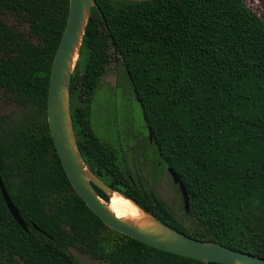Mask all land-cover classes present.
<instances>
[{
	"label": "trees",
	"instance_id": "trees-1",
	"mask_svg": "<svg viewBox=\"0 0 264 264\" xmlns=\"http://www.w3.org/2000/svg\"><path fill=\"white\" fill-rule=\"evenodd\" d=\"M95 2L70 83L84 162L174 230L264 259V20L244 0ZM68 9L69 0H0V99L8 102L0 180L26 226L0 192V264H78L72 250L99 264H203L109 229L67 179L47 124V92ZM113 61L159 161L189 196L186 222L92 128L94 95Z\"/></svg>",
	"mask_w": 264,
	"mask_h": 264
},
{
	"label": "water",
	"instance_id": "water-1",
	"mask_svg": "<svg viewBox=\"0 0 264 264\" xmlns=\"http://www.w3.org/2000/svg\"><path fill=\"white\" fill-rule=\"evenodd\" d=\"M93 8L98 9L95 0H69L67 20L53 58L47 92L48 128L61 166L75 193L106 227L147 246L198 260L203 264H264V259L259 256L216 242L195 240L165 225L133 200L102 182L86 165L78 149L71 120L70 83ZM167 171L179 188L184 211L187 213L189 196L176 173L171 168ZM95 187L101 190L108 200L102 199ZM0 192L14 221L26 230L25 223L10 201L1 180ZM114 194L130 202L138 210L140 217L137 220L117 217L109 209V199ZM63 263L73 264L66 258Z\"/></svg>",
	"mask_w": 264,
	"mask_h": 264
},
{
	"label": "rangeland",
	"instance_id": "rangeland-1",
	"mask_svg": "<svg viewBox=\"0 0 264 264\" xmlns=\"http://www.w3.org/2000/svg\"><path fill=\"white\" fill-rule=\"evenodd\" d=\"M244 2L264 20V0ZM25 27L21 30L26 31ZM7 103L0 99V114L8 109ZM91 124L95 134L110 141L118 151L123 168L136 181L155 191L176 217L186 222L179 188L159 161L156 150L148 147L149 132L142 110L119 62H111L100 80L91 106ZM71 255L78 264H99L74 250Z\"/></svg>",
	"mask_w": 264,
	"mask_h": 264
},
{
	"label": "bare ground",
	"instance_id": "bare-ground-1",
	"mask_svg": "<svg viewBox=\"0 0 264 264\" xmlns=\"http://www.w3.org/2000/svg\"><path fill=\"white\" fill-rule=\"evenodd\" d=\"M109 209L119 218L137 220L140 217L138 210L117 194L109 199Z\"/></svg>",
	"mask_w": 264,
	"mask_h": 264
},
{
	"label": "flooded vegetation",
	"instance_id": "flooded-vegetation-1",
	"mask_svg": "<svg viewBox=\"0 0 264 264\" xmlns=\"http://www.w3.org/2000/svg\"><path fill=\"white\" fill-rule=\"evenodd\" d=\"M147 143H148V147H153V149H155V147H154V144H153V142H152V140L151 139H149L148 138V141H147ZM137 148H139L140 147V145L139 144H137V146H136ZM156 150V149H155ZM168 168H166V170H167Z\"/></svg>",
	"mask_w": 264,
	"mask_h": 264
}]
</instances>
